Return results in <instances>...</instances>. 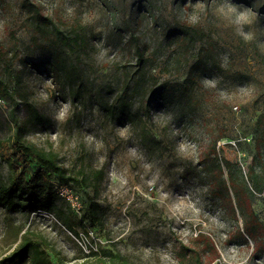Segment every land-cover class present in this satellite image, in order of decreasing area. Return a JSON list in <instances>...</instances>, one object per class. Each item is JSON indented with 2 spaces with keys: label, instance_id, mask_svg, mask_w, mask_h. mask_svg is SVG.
Returning a JSON list of instances; mask_svg holds the SVG:
<instances>
[{
  "label": "rangeland",
  "instance_id": "obj_1",
  "mask_svg": "<svg viewBox=\"0 0 264 264\" xmlns=\"http://www.w3.org/2000/svg\"><path fill=\"white\" fill-rule=\"evenodd\" d=\"M31 1L86 42L74 52L39 39L23 0H0V76L28 140L55 149L69 168L105 170L99 192L71 185L83 203L97 199L103 224H78V238L53 214L0 208V258L30 228L68 264L86 263L101 246L134 264H180L182 246L199 249L206 264H264V0ZM180 24L208 37L186 59L171 37ZM134 36L158 83L136 97L132 122L107 109L135 71ZM210 42L214 60L198 66ZM10 120L11 103L0 100V140L13 134ZM214 146L235 165L236 189L225 168L205 172ZM36 169L31 160L27 176ZM2 173L8 178L6 165Z\"/></svg>",
  "mask_w": 264,
  "mask_h": 264
},
{
  "label": "trees",
  "instance_id": "obj_2",
  "mask_svg": "<svg viewBox=\"0 0 264 264\" xmlns=\"http://www.w3.org/2000/svg\"><path fill=\"white\" fill-rule=\"evenodd\" d=\"M22 7L28 14V19L33 26L38 38H48L64 49L76 51L84 46L86 40L83 33L76 30L71 32L62 22L57 23L52 17L45 15L42 8L31 0H23ZM171 37L181 44L183 58L195 49L197 43L204 41L205 33L196 25L180 24L174 28ZM132 47L135 50L137 62L135 71H127L122 80L121 90L116 96L115 102L108 107L107 112L118 115L122 119H130L132 122L140 116V112L134 114V100L136 97L146 99L151 93V87L158 83L155 76L149 75L145 49L140 44V39L132 37ZM214 48L211 44L202 49L201 58L196 63H211L214 60ZM1 56V55H0ZM195 68V67H194ZM187 90V87L185 88ZM0 100L11 103L10 126L13 134L0 140V208L14 212L25 211L30 214L44 211L53 214L75 236L80 237L76 227L78 224L88 223L92 227L103 224V215L100 204L95 197L87 196L83 203V215L78 217L70 205L60 204V196L54 186L48 184V178H55L59 183L75 185L86 189L94 188L99 192L105 178L104 169H88L80 167L73 169L62 163L60 154L53 148H44L36 145L27 138V126L18 116L19 101L14 96L6 79L0 76ZM149 114L150 111L148 110ZM210 153V160L206 161V170L216 165L221 175L224 168L230 175L229 182L236 189L235 165L219 158L217 147L214 146ZM31 160L37 164L35 173L28 177ZM6 165L9 169L8 178L4 177L2 168ZM254 175V178H253ZM252 182L256 183V192L262 191L258 184V176L252 173ZM222 184L229 195L227 181L222 179ZM240 202L241 196L237 193ZM240 206V210H241ZM250 230H255L253 224L245 222ZM200 239L204 235H199ZM180 264H206L202 252L186 246L181 248ZM31 257V264H68L61 252L40 233H35L30 228L22 234V240L17 247L8 255L0 258V264H13L16 261ZM89 261L82 264H134L127 255L120 251L99 247L91 249Z\"/></svg>",
  "mask_w": 264,
  "mask_h": 264
},
{
  "label": "built area",
  "instance_id": "obj_3",
  "mask_svg": "<svg viewBox=\"0 0 264 264\" xmlns=\"http://www.w3.org/2000/svg\"><path fill=\"white\" fill-rule=\"evenodd\" d=\"M54 189L57 192V194L60 196V198L65 199L69 203V205L73 208L76 215L82 217L83 202L81 201L80 196L73 191L72 186L58 182L57 184H55ZM39 212H44V211H39Z\"/></svg>",
  "mask_w": 264,
  "mask_h": 264
},
{
  "label": "clouds",
  "instance_id": "obj_4",
  "mask_svg": "<svg viewBox=\"0 0 264 264\" xmlns=\"http://www.w3.org/2000/svg\"><path fill=\"white\" fill-rule=\"evenodd\" d=\"M238 21L239 22H247L246 14L242 13L238 16Z\"/></svg>",
  "mask_w": 264,
  "mask_h": 264
}]
</instances>
